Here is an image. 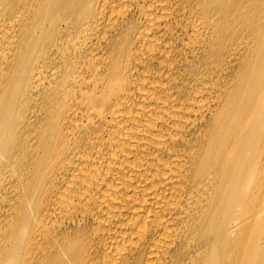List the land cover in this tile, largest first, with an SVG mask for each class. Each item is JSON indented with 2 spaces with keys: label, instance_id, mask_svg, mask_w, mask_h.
Listing matches in <instances>:
<instances>
[{
  "label": "bare ground",
  "instance_id": "1",
  "mask_svg": "<svg viewBox=\"0 0 264 264\" xmlns=\"http://www.w3.org/2000/svg\"><path fill=\"white\" fill-rule=\"evenodd\" d=\"M0 264H264V0H0Z\"/></svg>",
  "mask_w": 264,
  "mask_h": 264
}]
</instances>
